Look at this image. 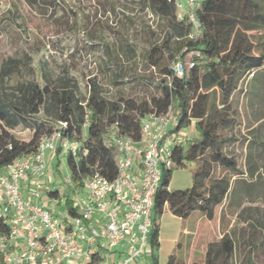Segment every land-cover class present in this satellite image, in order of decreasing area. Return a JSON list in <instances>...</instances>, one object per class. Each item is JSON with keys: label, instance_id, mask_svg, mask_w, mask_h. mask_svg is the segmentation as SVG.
<instances>
[{"label": "trees", "instance_id": "trees-1", "mask_svg": "<svg viewBox=\"0 0 264 264\" xmlns=\"http://www.w3.org/2000/svg\"><path fill=\"white\" fill-rule=\"evenodd\" d=\"M87 1L91 9L78 15L64 0H11L23 27L31 30L36 54L54 47L52 38L65 29L83 33L89 43L78 41L69 64L54 61L58 73L44 67L36 81L18 83L10 91L4 89L5 80L31 61L18 53L8 57L0 72V172L34 153L43 136L65 123L62 136L80 147L65 157L73 188L79 191L85 179L96 175L111 181L117 175L114 138L139 142L144 120L172 112L176 132L192 135L174 148L172 166L164 170L155 196L150 242L154 264H159L155 252L166 210L182 220L199 213L213 221L233 178L246 176L226 150L236 138L225 133L236 124V92L264 69V41L253 39L264 32V0H200L198 36L187 19L178 17L176 0ZM59 8L63 11L57 15ZM79 47L103 53L98 74L86 79L84 90L70 69L78 68ZM188 55L194 66L178 76L174 66L184 65ZM20 126L33 132L29 141L14 132ZM56 159L58 168L60 153ZM188 165H195L192 187L170 190L173 173ZM74 189L66 205L75 215ZM256 222L264 230V220ZM189 244L178 242L167 264H186ZM235 252L234 239L224 231L207 244L203 264H232Z\"/></svg>", "mask_w": 264, "mask_h": 264}, {"label": "built area", "instance_id": "built-area-1", "mask_svg": "<svg viewBox=\"0 0 264 264\" xmlns=\"http://www.w3.org/2000/svg\"><path fill=\"white\" fill-rule=\"evenodd\" d=\"M176 5L178 17L187 19L198 36L200 0H176ZM193 66L190 61L188 68ZM174 71L185 72L180 62ZM176 124L172 112L149 116L139 142L115 137L117 175L111 181L96 175L77 191L68 172L63 183L74 189L75 215L49 170L58 153L65 158L80 147L62 136L65 123L43 136L34 153L0 172V264H147L145 257L153 254L155 196L164 170L172 166L174 148L186 139ZM44 190L58 211L41 205ZM55 191L58 196H50Z\"/></svg>", "mask_w": 264, "mask_h": 264}, {"label": "rangeland", "instance_id": "rangeland-1", "mask_svg": "<svg viewBox=\"0 0 264 264\" xmlns=\"http://www.w3.org/2000/svg\"><path fill=\"white\" fill-rule=\"evenodd\" d=\"M64 1L67 8L77 11L78 15L81 11L83 15L91 9L87 0ZM179 1L185 3L186 0ZM26 10L30 9L26 7ZM62 11L63 8H59L57 15H60ZM30 33L31 30H25L23 27L11 0H0V72L8 57L15 53H18V57H28L31 61L29 66H22L17 74L5 80L4 89L7 91L18 83L36 81L40 69L44 67L57 72L55 62L61 64L67 61L69 64V56L78 49L76 48L78 41L79 45L89 43L83 33L65 29L58 37L52 38L54 47H48L36 54L31 46ZM17 34L22 35L20 41L17 40ZM254 35V40L264 41V32ZM79 51L78 68L70 67V69L72 76L79 81L84 90L86 79L98 74L97 65L103 59V53L101 51L86 52L80 50V47ZM190 59L191 55H188L184 65L180 62L183 70L189 67ZM232 107L236 124L225 135L234 137L236 140H230L226 150L235 156L240 169L246 173V176L233 178L225 205L216 208L213 221L200 219L199 213L192 215L188 220H182L166 210L160 220V249L157 253L155 252L159 264L168 263L177 248V242L180 241L190 243L185 251V263L203 264V254L207 244L219 240L224 231L228 232L236 244L232 264L264 262V230L256 222L257 219L264 220V69L257 71L241 84L233 98ZM14 132L25 141H29L33 134L31 130L22 126L16 128ZM183 133L188 137L192 135L190 130ZM56 158L51 160L49 171L54 184L62 186L64 194L67 195L69 190L63 183L68 176L66 160L60 158L61 164L57 168ZM194 175L195 165L176 170L173 173L170 189L191 188ZM52 187H54L52 184L47 186V188ZM42 193L45 196L41 205H47L48 208H55L58 211L56 201L49 198L45 190ZM188 230L189 237H187ZM145 259L147 264H154L151 255H147Z\"/></svg>", "mask_w": 264, "mask_h": 264}, {"label": "crops", "instance_id": "crops-1", "mask_svg": "<svg viewBox=\"0 0 264 264\" xmlns=\"http://www.w3.org/2000/svg\"><path fill=\"white\" fill-rule=\"evenodd\" d=\"M169 189H170V188H169ZM170 190H171V189H170ZM198 217H199L200 219H201V218L206 219V218H205L204 216H202V215H201V216H198ZM189 234H190V232H189V230H188L187 235H189ZM160 241H161V240H160ZM177 243H178V242H177Z\"/></svg>", "mask_w": 264, "mask_h": 264}]
</instances>
